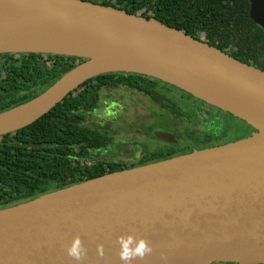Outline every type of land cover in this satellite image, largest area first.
<instances>
[{"label":"water","instance_id":"water-1","mask_svg":"<svg viewBox=\"0 0 264 264\" xmlns=\"http://www.w3.org/2000/svg\"><path fill=\"white\" fill-rule=\"evenodd\" d=\"M251 3L264 27V0ZM3 52L82 60L41 93L0 111L45 97L15 122L0 117V135L30 124L85 80L115 71L173 85L257 132L0 208V264H121L117 237L127 233L152 245L132 264H264V70L154 16L88 0H0ZM74 236L87 249L80 262L66 254Z\"/></svg>","mask_w":264,"mask_h":264},{"label":"flooded vegetation","instance_id":"flooded-vegetation-1","mask_svg":"<svg viewBox=\"0 0 264 264\" xmlns=\"http://www.w3.org/2000/svg\"><path fill=\"white\" fill-rule=\"evenodd\" d=\"M197 2L199 0H191L194 5ZM242 2L243 0H240L237 6L241 7ZM251 5V0H248L246 15L264 31V27L252 17ZM257 62L264 66V60L260 59L256 61L250 59V62L246 63L264 70L256 66ZM145 80L149 87L147 91L131 88L122 83L115 84L110 89L120 88L128 91L129 94L137 92L145 97L149 103L146 108L147 117L138 111V117L133 114L118 116L116 110L122 105L117 104L113 107L111 102L108 112L114 114L112 120L99 124L86 123L87 114L96 111L99 106L97 100L93 110H86L78 115L77 109L72 112L68 107L65 109L67 114L63 111L59 112L62 118L45 120V123H49L46 133H34L30 127L25 132L23 128L26 126H24L1 134L0 143L14 145L16 149L0 158V167L15 170V174L20 173V177L15 175L13 180L9 179V184L0 185V208L91 178L87 175L93 172V165L97 167L99 164L104 173H109L235 141L252 134V127L244 120L230 113L227 114L220 108L170 84L152 79L150 76H146ZM101 89L99 88L96 93L97 99ZM152 112L160 118L161 125H156L157 121L146 123ZM171 118L178 120L175 127L168 121ZM73 124L85 127L88 135L81 137L70 135L69 128ZM158 131L168 133V137L158 136L156 134ZM76 138L82 140L77 141ZM122 140L127 144H121ZM23 159L27 162L22 166ZM71 172H79L83 176L65 184ZM33 192L35 193L32 195ZM8 198L15 199L13 203L1 205L3 199Z\"/></svg>","mask_w":264,"mask_h":264},{"label":"trees","instance_id":"trees-1","mask_svg":"<svg viewBox=\"0 0 264 264\" xmlns=\"http://www.w3.org/2000/svg\"><path fill=\"white\" fill-rule=\"evenodd\" d=\"M88 1L112 5L130 13L154 16L156 19L183 29L197 38L201 36L206 42L223 51H228L231 56L243 62L249 63L250 59L264 60V31L246 15L248 0H243L241 7H238L240 0H199L195 5L191 3V0ZM81 60L82 58L75 56L51 53H0V111L18 105L41 93ZM256 66L264 68L260 62H257ZM145 77L146 75L139 73L123 71L106 72L93 76L70 91L35 122L26 125L23 131L26 132V129L30 127L34 133H46L49 123L44 121L62 118L59 112L63 111L67 114L65 109L68 107L72 112L77 109L78 115L83 111L93 110L97 104L96 93L99 88H110L115 84L122 83L131 88L147 91L149 87ZM69 134L81 137L87 136L88 131L83 126L73 124L69 128ZM76 139L77 141L82 140V138ZM15 149L14 145L0 143V158H3L7 152H14ZM25 162L27 160L23 159L21 165L23 166ZM103 173V168L99 164L97 167L93 165V172L89 173L87 177ZM15 175L20 177V173L15 174V170L0 167V185L9 184V179L13 180ZM82 176L79 172H71L70 178L65 180V184L73 182L75 178L81 179ZM14 199H3L1 205L13 203Z\"/></svg>","mask_w":264,"mask_h":264},{"label":"rangeland","instance_id":"rangeland-1","mask_svg":"<svg viewBox=\"0 0 264 264\" xmlns=\"http://www.w3.org/2000/svg\"><path fill=\"white\" fill-rule=\"evenodd\" d=\"M98 101H99V106L97 110L92 113L87 114V117L85 119L86 123L93 124V122H95V124H99V123H105L107 121L112 120V115L114 114L108 112V106H109V103L111 102H112L111 105L113 107H116L117 104L122 105L119 109L116 110V114L118 116L124 117L125 114L127 115L133 114V116L138 117V114H137L138 112H140L145 117H147L148 115V109L146 108L149 103L145 97H143L141 94L137 92H132L131 94H129L128 91L124 89H120V88L112 89V90L110 88H102L99 91ZM122 101H125V102H122ZM179 108L181 109L180 106ZM154 121H157L155 122L156 125H161L160 122L162 121L160 120V118L155 116L152 112V116L149 117L146 123H149V122L154 123ZM168 121L170 122V125L173 127H175L176 123L178 122V120H172V118L171 120H168ZM137 122L144 123L143 121H140V120H137ZM251 130H252V133L257 132V130L254 127H252ZM120 142L121 144L126 143V141H123V140Z\"/></svg>","mask_w":264,"mask_h":264},{"label":"clouds","instance_id":"clouds-1","mask_svg":"<svg viewBox=\"0 0 264 264\" xmlns=\"http://www.w3.org/2000/svg\"><path fill=\"white\" fill-rule=\"evenodd\" d=\"M119 245L118 256L121 264H132L133 260L143 259L147 254L152 252V245L143 238H138L132 233L121 234L117 237ZM98 251L100 246L98 245ZM87 249L85 248L79 236H74L66 247V254L76 262H80L86 256ZM160 259L163 262L167 261V255L161 251Z\"/></svg>","mask_w":264,"mask_h":264},{"label":"bare ground","instance_id":"bare-ground-1","mask_svg":"<svg viewBox=\"0 0 264 264\" xmlns=\"http://www.w3.org/2000/svg\"><path fill=\"white\" fill-rule=\"evenodd\" d=\"M44 101H45V97H42L37 104H30L28 106H22L18 110H16L15 112H10V113L4 114L0 117H9L10 118L9 122H15L20 117H23V116L28 115L31 112H33Z\"/></svg>","mask_w":264,"mask_h":264}]
</instances>
